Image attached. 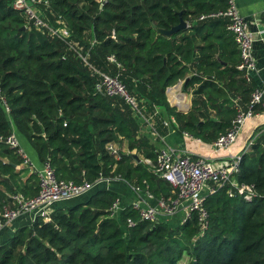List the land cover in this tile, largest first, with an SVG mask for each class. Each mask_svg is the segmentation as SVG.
<instances>
[{
	"label": "trees",
	"instance_id": "1",
	"mask_svg": "<svg viewBox=\"0 0 264 264\" xmlns=\"http://www.w3.org/2000/svg\"><path fill=\"white\" fill-rule=\"evenodd\" d=\"M11 1L0 0V90L19 140L28 141L38 165L49 161L58 179L117 177L147 186L155 197L173 195L168 182L136 162L135 156L154 158L156 147L131 105L94 91L99 73L120 79L158 135L168 128L156 113L162 108L179 133L206 143L226 132L236 103L245 107L255 87L236 68L239 53L228 20L199 19L225 10L227 0H106L102 6L97 0H44L40 8L49 24L68 28L65 39L28 24ZM180 17L185 29L169 37L157 33ZM180 79L190 95L186 111L166 97ZM11 130L0 104V138ZM109 142H125L129 152L116 157L106 149ZM21 164L0 140V208L11 205L14 193H38L37 172L23 178ZM235 177L253 184L257 195L246 200L225 189L207 195L209 220L201 234L193 215L175 225L141 221L129 205L113 217L109 207L119 196L100 188L84 201L52 209L48 220L36 217L16 229L0 245V264H178L184 255L187 264H264V134L241 153Z\"/></svg>",
	"mask_w": 264,
	"mask_h": 264
},
{
	"label": "built area",
	"instance_id": "2",
	"mask_svg": "<svg viewBox=\"0 0 264 264\" xmlns=\"http://www.w3.org/2000/svg\"><path fill=\"white\" fill-rule=\"evenodd\" d=\"M105 1L97 0L100 6ZM42 2L44 0H12L11 6L21 12L27 23L33 27L47 30L50 36H57L61 39L68 38L70 33L67 27L63 25L53 27L49 24L40 8ZM208 17H224L228 20L227 28L233 35L239 53V62L236 68L242 72L246 82H251V72L255 69V59L252 53L253 34L249 30L247 19L241 14L234 0H227L225 10L201 14L199 19ZM81 58L86 61V57ZM108 59L114 62L112 56H109ZM99 77V80L95 82L94 91L101 95L118 96L125 100L133 108L134 114L146 123L147 132L153 138L158 137L159 135L153 126L154 122L141 113L135 98L128 93L120 79L117 76L106 73H99ZM0 104L5 114L10 118V107L1 90ZM261 112H264V87L255 86L250 92V97L245 107L236 103V115L226 132L212 143L214 150L228 148L236 140L244 122ZM163 124L168 127L171 125L177 127L173 116H167L163 120ZM182 135L184 137H192L187 132H182ZM0 140L15 150L21 157L22 164H25L28 168L35 167L14 130H11L6 137L0 138ZM106 149L116 157L122 153L114 142L107 143ZM240 157V153L229 155L224 163L216 165L210 157H193L187 152H176L170 147H158L155 150L154 158L140 156L137 157L136 162L142 163L147 170L168 182L173 188V195L155 197L147 186L143 188L140 185H130L134 193L137 195L143 194V198L151 200L150 203L142 200L145 202L144 205L134 202L131 206L137 211L138 219L141 221L159 222L181 213L182 217L179 222L181 223L193 215L201 234L207 228L209 220L208 210L205 205V197L207 195L214 194L221 189H225L226 194L230 197L239 194L246 200H251L257 195L253 184L239 183L236 180L235 176L239 172ZM35 171L38 175V193L32 197H27L19 192L12 194L11 205H4L0 208V229L23 213H32L33 220L36 217L48 220L52 207L56 202L77 197L91 190L99 182L108 180L102 175H99L92 182L84 180L76 183L73 180L58 179L49 161L41 163ZM143 183L145 184V181ZM123 209L119 199L114 200L109 207L111 216H114L118 211L121 212ZM126 223L131 226L134 221L128 217Z\"/></svg>",
	"mask_w": 264,
	"mask_h": 264
},
{
	"label": "crops",
	"instance_id": "3",
	"mask_svg": "<svg viewBox=\"0 0 264 264\" xmlns=\"http://www.w3.org/2000/svg\"><path fill=\"white\" fill-rule=\"evenodd\" d=\"M234 2L241 14L247 19L249 30L253 34L252 53L255 59V69L251 72V82L255 86L264 87V0H234ZM188 75L189 74H187V76ZM183 82L184 79H180L166 89V97L169 104L177 108L176 110L180 111H186L190 106V95L183 91ZM156 113L162 114V117H164L163 119H166L167 116H169L162 108H158ZM9 122L12 130L16 131L10 118ZM146 129L147 126L146 128L143 127V132H145ZM261 134H264V112L248 118L240 128L236 140L226 149L214 150L212 143L203 142L193 136L184 137L173 125L167 128V133L165 135H159L158 137L153 138V136L149 134V139L156 148L166 146L172 148L176 152H187L193 157H210L214 164L218 165L224 163L229 155L241 154L244 149L248 148V145H250L254 139ZM21 145L33 161L35 167L31 169L35 171L39 166L36 152L25 139ZM31 169L28 171V168H26V171L22 173V177L25 178ZM107 179L108 180L99 182L95 185L89 191V194L100 188L109 189L119 196L120 204L123 208L134 202H138L140 205H144L145 202H151L150 199L143 198V194L137 195L134 193L126 181L117 177H110ZM88 195L82 196V198H78L77 196V198L73 197L72 199L69 198L58 201L53 205L52 209L58 206H68L73 202L84 201L89 197ZM119 213L120 212L118 211L113 217H117ZM181 217V213H178L176 216L165 218L161 221H164L169 225H175L179 223H177V221L181 220ZM32 222V213H23L13 219L8 225L0 229V245L6 243L12 237L16 229L23 226H29Z\"/></svg>",
	"mask_w": 264,
	"mask_h": 264
},
{
	"label": "rangeland",
	"instance_id": "4",
	"mask_svg": "<svg viewBox=\"0 0 264 264\" xmlns=\"http://www.w3.org/2000/svg\"><path fill=\"white\" fill-rule=\"evenodd\" d=\"M177 109V108H176ZM139 122H140V126H141V129H142V131H143V127L144 128H146V123H144L141 119L139 120ZM12 125H13V123H12ZM14 126V125H13ZM145 131V130H144ZM145 133H147L148 134V132H147V130L145 131ZM20 142L22 143V142H24V139H20ZM116 145H117V147H118V149H119V151L120 152H122V153H128V149H127V146H126V143L125 142H123L122 144H119L118 142H116ZM132 153H135V151H132ZM136 154V153H135ZM21 166L22 167H24V168H27L26 166H25V164H21ZM29 169H31V168H28V171H29ZM32 171H34L33 169H31ZM30 170V171H31ZM90 191V190H89ZM89 191L88 192H86V193H83V194H81V195H79L78 196V198H82V196H87L88 194H89ZM73 197H71V199H72ZM75 198H77V197H75ZM79 202V201H78ZM73 203H75V202H73ZM72 204V203H71ZM70 205V204H69ZM178 222H180V220L179 221H177V223ZM187 262H188V256L187 255H184L183 256V258L179 261V263L178 264H187Z\"/></svg>",
	"mask_w": 264,
	"mask_h": 264
},
{
	"label": "water",
	"instance_id": "5",
	"mask_svg": "<svg viewBox=\"0 0 264 264\" xmlns=\"http://www.w3.org/2000/svg\"><path fill=\"white\" fill-rule=\"evenodd\" d=\"M187 27V22L185 20H183L180 17V21L178 22V24L172 26L169 29H162V28H156V31L158 34L164 35L166 37L171 36L173 33L179 31V30H183ZM24 28V27H22ZM137 158V156H135Z\"/></svg>",
	"mask_w": 264,
	"mask_h": 264
}]
</instances>
